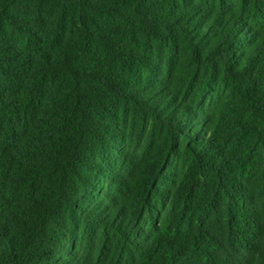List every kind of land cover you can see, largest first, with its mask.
Returning <instances> with one entry per match:
<instances>
[{
	"label": "trees",
	"instance_id": "16d2710c",
	"mask_svg": "<svg viewBox=\"0 0 264 264\" xmlns=\"http://www.w3.org/2000/svg\"><path fill=\"white\" fill-rule=\"evenodd\" d=\"M0 264H264V0H0Z\"/></svg>",
	"mask_w": 264,
	"mask_h": 264
}]
</instances>
